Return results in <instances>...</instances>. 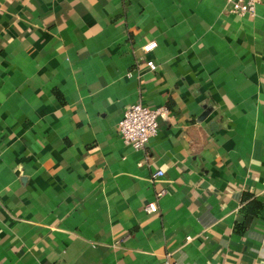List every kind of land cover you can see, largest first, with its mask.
I'll return each mask as SVG.
<instances>
[{"label": "crops", "instance_id": "1", "mask_svg": "<svg viewBox=\"0 0 264 264\" xmlns=\"http://www.w3.org/2000/svg\"><path fill=\"white\" fill-rule=\"evenodd\" d=\"M165 260L264 264V0H0V264Z\"/></svg>", "mask_w": 264, "mask_h": 264}, {"label": "built area", "instance_id": "2", "mask_svg": "<svg viewBox=\"0 0 264 264\" xmlns=\"http://www.w3.org/2000/svg\"><path fill=\"white\" fill-rule=\"evenodd\" d=\"M263 0H225L226 9L239 16H255L257 7ZM157 46L156 41H152L145 46L148 51ZM148 65L152 70L157 69V63L149 60ZM166 109L162 107L152 108L144 102L131 104L124 112L123 118L119 122V131L127 145L135 149L146 147L152 137L158 132V116L165 115ZM163 174L162 170L156 172L155 177ZM154 202L147 205V210H156ZM189 239L191 237H188ZM162 264H172L165 260Z\"/></svg>", "mask_w": 264, "mask_h": 264}, {"label": "trees", "instance_id": "3", "mask_svg": "<svg viewBox=\"0 0 264 264\" xmlns=\"http://www.w3.org/2000/svg\"><path fill=\"white\" fill-rule=\"evenodd\" d=\"M251 206L249 205L248 207H244V212L246 213L247 217H253L261 212L263 209V204L260 203L259 201L253 199L250 202Z\"/></svg>", "mask_w": 264, "mask_h": 264}]
</instances>
